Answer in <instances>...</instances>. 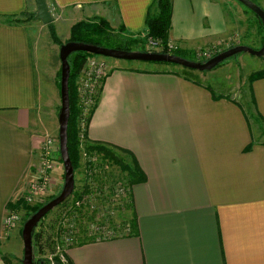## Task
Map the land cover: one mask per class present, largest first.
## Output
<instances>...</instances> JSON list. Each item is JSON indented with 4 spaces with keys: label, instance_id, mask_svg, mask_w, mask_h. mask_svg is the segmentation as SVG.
<instances>
[{
    "label": "crops",
    "instance_id": "obj_1",
    "mask_svg": "<svg viewBox=\"0 0 264 264\" xmlns=\"http://www.w3.org/2000/svg\"><path fill=\"white\" fill-rule=\"evenodd\" d=\"M46 2L55 30L58 21L101 17L143 35L153 0ZM34 9L35 0H0V264L3 256L23 253L18 226L6 229L3 217L36 177L43 137L53 135L40 111L50 82L42 22L4 20ZM171 23L169 43L186 49L214 43L227 31L218 0H172ZM123 61L107 62L87 135L129 150L144 172L146 179L132 186L138 234L68 247L70 263L264 264V140L258 128L240 103L209 84H195L164 64L142 62L147 66L140 68ZM249 91L264 126V77ZM53 172L60 188L62 169Z\"/></svg>",
    "mask_w": 264,
    "mask_h": 264
},
{
    "label": "trees",
    "instance_id": "obj_2",
    "mask_svg": "<svg viewBox=\"0 0 264 264\" xmlns=\"http://www.w3.org/2000/svg\"><path fill=\"white\" fill-rule=\"evenodd\" d=\"M35 14L36 11H24L16 16H5L4 20L6 23H19L21 22L19 21L20 16L35 18ZM171 17L172 0H153L147 12L143 35L146 39L150 38L154 44L149 45L152 47H143L144 50L172 53L190 60L200 61L198 58L195 59L194 55H190L182 48L176 47L174 49H169V32L172 24ZM47 27L49 28V34L52 41L60 46L63 42L56 35L53 23L49 22ZM114 32L115 29L111 27L109 22L104 18L97 17L89 20H79L71 26L69 38L66 41L92 43L122 50L135 49L136 47H134V45H139L141 43L138 40L140 35L127 32L121 26L117 32H121L123 37L120 41H111V34ZM142 45L144 46V44ZM90 56H95V54L85 51H75L68 56V62L70 65L68 78L70 111L67 125V147L74 173L75 171L82 169L83 183L79 190L76 186H74V190L71 194V200L69 197L54 208L57 210H63V212L61 211V214L58 215L59 217L56 218V221H58L57 223H62L66 219V222H69L81 213V211L85 209L86 205H76L75 202L80 200L84 195L92 193V190L94 189V186H92L93 184L102 188L101 191L103 193V195L98 199L97 206H102L105 202L110 201L109 197L113 194L114 188L117 187L123 190L122 203L124 208L129 210V215L123 216L121 223L122 226L117 230L120 233L126 232L125 234L120 235H137V215L132 197V186L136 183L143 182L146 179V176L129 150L104 142L92 141L88 139L87 135L88 124L94 109L96 108L101 87L96 92L93 103L85 113L84 117L86 120V129L83 133V138H80L79 121L83 115L84 109L80 103L77 81L86 59ZM153 63L164 64L166 66L175 65L167 62ZM168 71L182 76L195 84L203 85L199 80L198 72L195 70L181 68V71ZM57 74L60 75V70ZM262 77H264V68H261L259 71L257 70L250 76L249 85L255 79ZM206 87L210 89L209 86L206 85ZM251 102L254 104L253 98ZM58 155L59 162L62 164L59 151ZM54 196L52 195L48 197L46 201L37 204H28L21 197L14 202H9L7 204V210H23L24 216L21 222L23 225L24 221L32 213ZM93 212H95V210H92L91 214L86 211V213L89 214L88 218L90 221L93 219ZM45 217L40 220L39 224L42 223ZM75 222L77 230L72 233V243L68 247L97 240L98 237L96 230H91L88 224L81 223L78 220ZM96 224H99V222ZM32 246L34 253L38 255L53 253L55 249V239L51 240L50 235L46 234L43 228L36 227L32 233ZM3 260L5 264H12L7 256H3ZM36 262L40 264H44L45 262L46 264V259L44 261L43 258L38 257ZM67 262L68 264H71L68 258ZM54 264L64 263L60 262L58 258H55Z\"/></svg>",
    "mask_w": 264,
    "mask_h": 264
},
{
    "label": "rangeland",
    "instance_id": "obj_3",
    "mask_svg": "<svg viewBox=\"0 0 264 264\" xmlns=\"http://www.w3.org/2000/svg\"><path fill=\"white\" fill-rule=\"evenodd\" d=\"M222 6V10L224 12L227 24V31L224 37L218 38L214 43L207 44L203 47H196L194 49H186L179 47L177 45L169 43V49H174L176 47L182 48L186 50L190 55H194L195 59H199L200 61H204L223 50L231 48L236 45H246L253 49H259L263 43L264 39V28L262 26V22L260 18L249 8H247L244 4L239 2L238 0H218ZM258 6H260L264 10V0H252ZM34 9L31 12H35ZM53 17V16H52ZM97 17L91 18H84V19H92ZM34 18L29 17H19V21L21 23L28 22L33 20ZM53 27L57 24L53 19ZM51 21V22H52ZM75 21L74 23H76ZM73 22L67 21H58V28L55 30L56 35L59 39L64 43L69 38V31ZM40 24V23H39ZM72 24V25H71ZM41 31H40V39H41V48L43 52V65L48 71L49 75V84L46 86V93L44 98V104L42 105L41 111V118L43 121L47 122V127L51 130L50 133L53 136L58 138V113L60 110V75H58V71L60 70V60H59V46L54 43L50 37L49 28L46 24H40ZM115 32L111 34V41H120L123 37L121 32H117L119 26L113 27ZM66 37H68L66 39ZM139 41L141 42L139 45H134L136 47L132 50L138 51H145L143 47H152L149 45H153L154 42L148 38L146 39L144 35H140L138 37ZM66 39V40H65ZM144 44V46L142 45ZM157 52V51H156ZM159 52V51H158ZM96 57H102L99 55H95ZM106 62L116 60L114 58L103 57ZM120 60V59H118ZM124 60L123 62H127V64H132L133 66H139L143 68L147 65H144L142 62L135 61V60ZM108 64V63H107ZM152 64V63H149ZM171 68V70L181 71V67L177 65H170L166 66ZM41 68L43 69L42 65ZM146 68V67H145ZM261 68H264V55L262 56H255L249 54L247 52H240L236 55H233L229 58L223 60L217 67L203 72V75H198L199 80L202 84H209L216 90V93L231 98L234 101L241 104L244 108L251 124L258 128L257 130L260 131V135L258 138L264 140V126L258 122L256 114L254 112V107L251 102L250 91H249V79L250 76L255 73L257 70L259 71ZM53 81V82H52ZM213 90V91H214ZM83 160V159H82ZM58 167L62 168V164H58ZM55 171V170H54ZM54 173V172H53ZM75 186L78 190L81 188L83 183V173L82 169L75 171ZM62 187V186H61ZM55 185L51 189V194L49 196L43 197V202L48 199L50 196L57 195L60 190ZM110 201L105 202L101 207L96 209V212H101V210L107 207L109 210H112L111 218L109 224L113 228H120L122 225V218L123 216L129 215V210L125 209L122 210L119 208V200L121 199L120 196L112 194L109 197ZM71 200V196H70ZM63 210L59 209H52L42 221L41 224H38V228H43L44 232L50 235V239L53 240L56 238V231L57 228L61 225L57 223L56 218L59 217L58 215L61 214ZM20 220L17 226V230H19V236H21V226H22V219L24 216V211H20ZM93 216V215H92ZM66 225V224H63ZM11 228V229H13ZM10 230V229H8ZM122 234L126 232H121ZM120 233V234H121ZM22 238H20L21 241ZM19 241V246H20ZM23 244V243H22ZM46 255H38L34 253V259L36 260L38 257L43 258L45 261ZM14 256V255H13ZM10 259L11 263L13 259H15V264H22V257L23 253L19 254V257L15 256ZM47 263V260H46ZM13 264V263H12ZM45 264V262H44Z\"/></svg>",
    "mask_w": 264,
    "mask_h": 264
},
{
    "label": "water",
    "instance_id": "obj_4",
    "mask_svg": "<svg viewBox=\"0 0 264 264\" xmlns=\"http://www.w3.org/2000/svg\"><path fill=\"white\" fill-rule=\"evenodd\" d=\"M238 1L244 4L260 18L264 28V10L252 0ZM35 3V19H39L43 24H48L51 22L53 17L46 0H35ZM75 51H85L102 57L135 60L139 62H167L175 64L181 68H187L201 73L217 67L226 58H229L240 52H247L255 56L264 55V39L259 49H253L246 45H236L223 50L222 52H219L218 54H215L204 61L190 60L172 53L165 52L122 50L92 43L74 41H66L62 43L59 46L60 110L58 113V144L63 167V184L60 192L57 195L45 202L24 221L21 230V238L23 243L22 264H40L34 259L32 233L42 218H44L53 208L71 196L75 186L74 170L67 147V125L70 111L68 95L70 65L68 62V56Z\"/></svg>",
    "mask_w": 264,
    "mask_h": 264
},
{
    "label": "built area",
    "instance_id": "obj_5",
    "mask_svg": "<svg viewBox=\"0 0 264 264\" xmlns=\"http://www.w3.org/2000/svg\"><path fill=\"white\" fill-rule=\"evenodd\" d=\"M108 72V64L103 57L90 56L86 59L85 64L79 74L77 81L78 93L80 96V103L83 106V115L79 121L80 138H83V133L86 129L85 113L93 103L94 97L98 89L102 86L103 80ZM59 144L58 138L53 135H45L39 148L38 158L36 163V177L30 180L26 187V192L22 196L24 201L28 204H37L43 202V197L51 194V189L54 187L53 171L56 169L59 162ZM92 193L84 195L80 200L76 201V205L84 204L85 209L81 211L76 217L66 222V219L59 223L61 226L57 228L55 238V249L53 253L46 255V264H54L55 258L64 264H68L66 250L72 243V233L77 230L76 220L81 223L88 224L91 230H96L97 240H106L120 236L118 228H113L109 224L112 210L107 207L101 212H96L97 202L100 196L103 195L102 188L95 184ZM123 190L121 188H114L112 196H120L119 208L125 210L122 197ZM93 212V219L88 218V211ZM20 211L6 210L3 217V226L6 229H11L18 224L20 220ZM75 220V221H74ZM92 222V223H89ZM99 224H96L98 223ZM66 224V225H63ZM122 234V233H121Z\"/></svg>",
    "mask_w": 264,
    "mask_h": 264
}]
</instances>
